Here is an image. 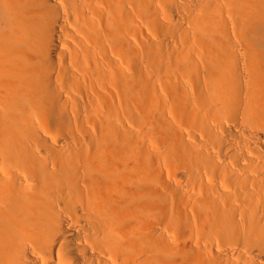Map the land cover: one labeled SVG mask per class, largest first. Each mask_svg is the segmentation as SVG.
<instances>
[{
	"label": "bare ground",
	"instance_id": "1",
	"mask_svg": "<svg viewBox=\"0 0 264 264\" xmlns=\"http://www.w3.org/2000/svg\"><path fill=\"white\" fill-rule=\"evenodd\" d=\"M0 264H264V0H0Z\"/></svg>",
	"mask_w": 264,
	"mask_h": 264
}]
</instances>
